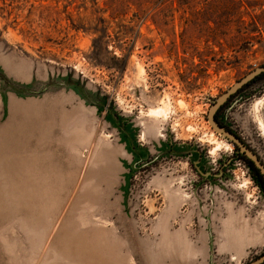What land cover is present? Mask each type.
Listing matches in <instances>:
<instances>
[{
    "label": "rangeland",
    "instance_id": "374dc122",
    "mask_svg": "<svg viewBox=\"0 0 264 264\" xmlns=\"http://www.w3.org/2000/svg\"><path fill=\"white\" fill-rule=\"evenodd\" d=\"M260 67L264 0H0V264L263 256L264 191L209 121ZM219 119L264 166V79Z\"/></svg>",
    "mask_w": 264,
    "mask_h": 264
},
{
    "label": "water",
    "instance_id": "95a60500",
    "mask_svg": "<svg viewBox=\"0 0 264 264\" xmlns=\"http://www.w3.org/2000/svg\"><path fill=\"white\" fill-rule=\"evenodd\" d=\"M264 72V67H260L247 76L242 78L239 82H237L234 86H232L227 92H225L211 107L209 112V121L211 125L221 134H223L229 141L232 142L233 146H236L241 153H243L248 159H250L264 176V166L261 164L257 156L240 140L234 133L226 130L224 127L218 124L215 119V114L219 110V108L228 100V98L236 93L240 88H242L249 81L254 79L256 76L260 75ZM264 261V255L257 259L255 262L251 264H259Z\"/></svg>",
    "mask_w": 264,
    "mask_h": 264
},
{
    "label": "trees",
    "instance_id": "16d2710c",
    "mask_svg": "<svg viewBox=\"0 0 264 264\" xmlns=\"http://www.w3.org/2000/svg\"><path fill=\"white\" fill-rule=\"evenodd\" d=\"M261 79H264V72L261 73L260 75L256 76L251 81H249L242 88H240L236 93H234L233 95H231L228 98V100L219 108V110L215 114V119H216V121L218 122L219 125H221L222 127H224L226 130L232 132L226 125H224L221 122V120L219 119V115L221 114V112L223 111V109L225 108V106L227 104H229L234 99V97L237 94H239L241 91L245 90L246 88H248L249 86H251L253 83H255L256 81L261 80ZM234 151H235V154H236V158L238 160H241L242 162H244V164L247 165V167L251 170V177L256 182V184L264 191V176L261 174L260 170L258 168H256L255 164L250 159H248L243 153H241L236 146H234Z\"/></svg>",
    "mask_w": 264,
    "mask_h": 264
},
{
    "label": "bare ground",
    "instance_id": "6f19581e",
    "mask_svg": "<svg viewBox=\"0 0 264 264\" xmlns=\"http://www.w3.org/2000/svg\"><path fill=\"white\" fill-rule=\"evenodd\" d=\"M149 113H150L151 115H160V114L163 113V111H162V109L157 108V109H152V110H150ZM242 226L247 227V229H249L251 233L257 231V228L254 227V226H253L252 228H250L249 225H245L244 223L242 224Z\"/></svg>",
    "mask_w": 264,
    "mask_h": 264
}]
</instances>
